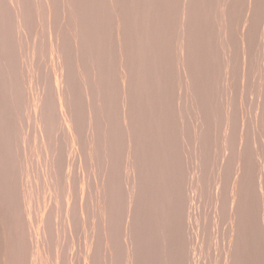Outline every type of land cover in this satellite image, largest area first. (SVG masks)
Masks as SVG:
<instances>
[{
	"label": "rangeland",
	"instance_id": "rangeland-1",
	"mask_svg": "<svg viewBox=\"0 0 264 264\" xmlns=\"http://www.w3.org/2000/svg\"><path fill=\"white\" fill-rule=\"evenodd\" d=\"M0 264H264V0H0Z\"/></svg>",
	"mask_w": 264,
	"mask_h": 264
},
{
	"label": "bare ground",
	"instance_id": "bare-ground-1",
	"mask_svg": "<svg viewBox=\"0 0 264 264\" xmlns=\"http://www.w3.org/2000/svg\"><path fill=\"white\" fill-rule=\"evenodd\" d=\"M16 5V4H15ZM8 12V11H7ZM23 12V11H22ZM8 15V14H7ZM13 15V14H12ZM28 15V14H27ZM58 17V16H57ZM36 19V18H35ZM12 20V19H11ZM10 20V21H11ZM45 21V20H44ZM7 25V24H6ZM14 26V25H13ZM12 26V27H13ZM54 26V25H53ZM8 29V28H7ZM9 30V29H8ZM13 32V31H12ZM45 38V37H44ZM69 41V40H68ZM3 50V49H2ZM82 55V54H81ZM54 60V59H53ZM74 69V68H73ZM18 97V96H17ZM68 98V97H67ZM52 105V104H51ZM61 107V106H60ZM11 108V107H10ZM12 109V108H11ZM9 127V126H8ZM43 128V127H42ZM8 129V128H7ZM102 147V146H101ZM146 153V152H145ZM22 154V153H21ZM21 159V158H20ZM17 170V169H16ZM35 170V169H34ZM119 175V174H118ZM37 196V195H36ZM159 216V215H158ZM158 218V217H157ZM151 226V225H150ZM33 256V255H32Z\"/></svg>",
	"mask_w": 264,
	"mask_h": 264
}]
</instances>
